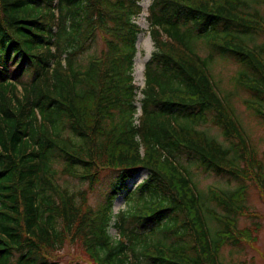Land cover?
Listing matches in <instances>:
<instances>
[{"label":"trees","instance_id":"16d2710c","mask_svg":"<svg viewBox=\"0 0 264 264\" xmlns=\"http://www.w3.org/2000/svg\"><path fill=\"white\" fill-rule=\"evenodd\" d=\"M258 3L152 0L137 125L141 0H0V264H223L225 246L255 244L259 223L239 228L232 217L252 218L248 185L201 195L188 169L264 192V163L212 73L236 63V84L264 100V45L250 44L264 33ZM98 37L105 48L86 60ZM245 104L264 121L263 104ZM141 169L146 178L129 189ZM58 173L87 189L62 187ZM105 179L94 208L89 193ZM123 192L128 207L114 215ZM67 246L85 263L65 261Z\"/></svg>","mask_w":264,"mask_h":264},{"label":"rangeland","instance_id":"374dc122","mask_svg":"<svg viewBox=\"0 0 264 264\" xmlns=\"http://www.w3.org/2000/svg\"><path fill=\"white\" fill-rule=\"evenodd\" d=\"M259 2L258 5L260 12L264 15V0H247ZM152 0H141V5L143 7V13L135 20L136 23L142 28V33L139 36L137 42V56L135 58V70H134V80L136 86L139 88L138 98L142 97L141 90L145 87V65L149 60L152 51L154 50V43L149 34V22L147 20V11ZM251 46H262L264 45V33H258L251 38ZM104 43L101 37H98L94 47L84 56L87 60L90 55H100V51L103 50ZM207 53L201 50V55L205 56ZM238 70V65L232 61H222L218 62L213 68L214 81L219 88L223 97H229L230 105L235 112V115L239 122L244 127L252 147L258 153L259 158L264 163V121L258 118L255 112L245 104V100H250L257 105H264L262 103L261 97L258 95H252L244 92L235 82V75ZM251 98V99H250ZM264 98V97H263ZM138 116L141 112L138 111ZM206 131L211 135L215 136L219 141L224 143L223 137H221L220 131L215 127H209ZM223 136V135H222ZM177 161L186 167L185 158L177 156ZM190 166V165H189ZM191 167V166H190ZM57 171L59 170V165L56 166ZM187 168V167H186ZM189 175L194 180L195 186L199 194L203 195L208 190L212 188H221L225 192H232L239 188L241 185H248L247 198H246V208L251 213L252 218L245 216H232L236 218V222L239 228L249 227L254 223H259L260 231L258 233V240L255 244L251 242H242L238 246H225L220 253V260L223 264H264V192L260 190V187L255 184V181L251 180H238L230 176H216L213 173L203 171L200 168L191 167L188 169ZM147 176V171L141 169L133 180L129 181V189H133L137 184H139ZM57 181L62 187L68 188L70 191H77L80 189H87V183L80 181L69 176H63L58 173ZM217 186V187H216ZM109 190V180L105 179L101 185L97 186L94 192L89 193V203L94 207L98 208L104 198V194ZM204 192V193H203ZM126 192L120 194L114 203V215L119 212L126 211L128 204L126 203ZM207 208L210 210L217 211L216 205L214 203H208ZM218 214L223 215V210L218 207ZM231 217V218H232ZM257 217L258 219H256ZM206 223L210 232L213 233L218 230L217 222L210 217H205ZM254 222V223H253ZM111 237L114 240L118 238V232L116 228L112 225L109 231ZM83 256V251L79 247H69L67 246L63 251V259L65 261L69 260H79L76 263L84 262L81 261ZM81 259V260H80ZM85 263V262H84Z\"/></svg>","mask_w":264,"mask_h":264}]
</instances>
